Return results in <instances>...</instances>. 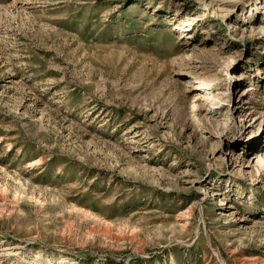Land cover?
Returning a JSON list of instances; mask_svg holds the SVG:
<instances>
[{"label": "rangeland", "instance_id": "obj_1", "mask_svg": "<svg viewBox=\"0 0 264 264\" xmlns=\"http://www.w3.org/2000/svg\"><path fill=\"white\" fill-rule=\"evenodd\" d=\"M0 264H264V0H0Z\"/></svg>", "mask_w": 264, "mask_h": 264}]
</instances>
